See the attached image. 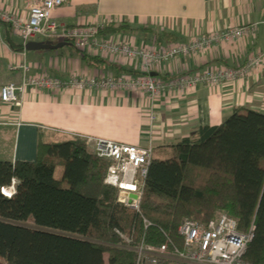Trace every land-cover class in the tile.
Segmentation results:
<instances>
[{
    "label": "trees",
    "instance_id": "1",
    "mask_svg": "<svg viewBox=\"0 0 264 264\" xmlns=\"http://www.w3.org/2000/svg\"><path fill=\"white\" fill-rule=\"evenodd\" d=\"M3 25L12 46L22 47ZM134 29L111 21L100 33ZM136 29L158 45L176 41L170 31ZM82 58L89 65L102 61L85 53ZM107 165L80 135L39 140L34 161L0 160V264H136L122 236L160 245L166 234L181 248L184 218L205 222L221 212L233 216L242 232L253 222L243 260L264 263V112L234 111L171 144L165 157L152 156L140 212L117 202L118 190L103 181ZM57 166L63 167L60 179ZM10 186L7 196L2 188ZM143 218L150 222L146 228Z\"/></svg>",
    "mask_w": 264,
    "mask_h": 264
},
{
    "label": "crops",
    "instance_id": "2",
    "mask_svg": "<svg viewBox=\"0 0 264 264\" xmlns=\"http://www.w3.org/2000/svg\"><path fill=\"white\" fill-rule=\"evenodd\" d=\"M32 0H0V9L26 17ZM65 26L105 25L126 21L134 30L105 34L116 41L148 44L139 26L170 31L174 42L229 26H245L243 36L218 43L186 56H177L158 65L154 77L167 78L205 70L210 66H238L257 53L261 65L251 75L215 86L198 85L187 93L176 90L150 101L146 93L126 89L47 90L29 87L20 105L0 100V160L34 161L39 140L52 142L72 135L84 136L92 150L91 138L153 146V156L163 158L168 146L184 137H193L203 125H218L234 111L264 112V0H66L52 12ZM0 24V87L20 82L23 75L45 73L68 79L72 76L139 74V61L107 54L81 51L70 46L56 50L14 48ZM11 29V28H10ZM15 46L20 39L12 33ZM35 41H60L42 36ZM172 43L166 42L165 44ZM162 44V45H165ZM82 53L102 61L89 65ZM27 65L24 72L21 65ZM13 66L14 69H10ZM150 112L154 120L149 119Z\"/></svg>",
    "mask_w": 264,
    "mask_h": 264
},
{
    "label": "built area",
    "instance_id": "3",
    "mask_svg": "<svg viewBox=\"0 0 264 264\" xmlns=\"http://www.w3.org/2000/svg\"><path fill=\"white\" fill-rule=\"evenodd\" d=\"M65 1L32 0L28 4L27 15L24 18L0 9V24L9 25L12 33L20 39L23 49L28 41L38 36L68 39L81 51L138 60L139 74L72 76L68 79L45 73L31 76L24 74L20 82H8L0 87L1 102L19 106L23 94L29 87L76 91L94 88L136 90L146 93L152 102L166 91L187 93L201 84L215 86L243 78L251 75L263 61V54L257 53L235 67L210 66L202 71L173 75L164 79L157 78L151 73L158 65L177 56L203 51L213 43L239 38L247 31L245 26H229L201 34L187 42H172L165 45L150 42L139 45L127 40L116 41L101 34L102 25L65 26L57 23L52 17V12ZM21 68L25 72L27 65L23 64ZM10 69L14 67L10 66ZM148 117L151 122L155 118L151 112ZM90 140L93 142L91 151L108 162L103 181L118 190L117 202L140 212L145 178L153 156L151 143L138 146L102 137ZM12 188L13 186L2 188V192L10 196ZM130 193L136 197L131 198ZM143 225L146 228L150 222L143 218ZM178 233L183 240L181 248L173 245L166 234L165 241L160 245L146 243L143 238L135 243L131 237L122 236L123 247L135 252L136 264H252L244 261L243 256L254 236L253 222L242 232L238 229V222L233 216L221 212L205 222L184 218L178 226Z\"/></svg>",
    "mask_w": 264,
    "mask_h": 264
},
{
    "label": "water",
    "instance_id": "4",
    "mask_svg": "<svg viewBox=\"0 0 264 264\" xmlns=\"http://www.w3.org/2000/svg\"><path fill=\"white\" fill-rule=\"evenodd\" d=\"M70 42L67 41H60L57 43H54L51 40H46V41H35V40H30L25 44V49L26 50H56L59 49L61 47H63L64 45H70ZM151 75H153V73H151ZM122 194H125L124 192H122ZM129 196L131 198H135L136 195L133 193H130Z\"/></svg>",
    "mask_w": 264,
    "mask_h": 264
},
{
    "label": "rangeland",
    "instance_id": "5",
    "mask_svg": "<svg viewBox=\"0 0 264 264\" xmlns=\"http://www.w3.org/2000/svg\"><path fill=\"white\" fill-rule=\"evenodd\" d=\"M63 48H64V49H70V48H72V47H71L70 45H67V46H64ZM62 171H63V167H62V166H57V167L55 168V173H54L55 178L60 179L61 176H62ZM63 186L66 187L67 184L63 182Z\"/></svg>",
    "mask_w": 264,
    "mask_h": 264
}]
</instances>
